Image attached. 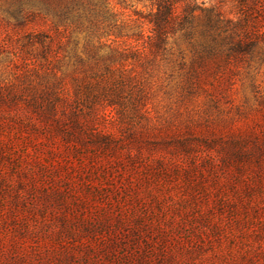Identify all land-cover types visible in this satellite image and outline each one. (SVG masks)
Wrapping results in <instances>:
<instances>
[{
	"label": "rangeland",
	"instance_id": "rangeland-1",
	"mask_svg": "<svg viewBox=\"0 0 264 264\" xmlns=\"http://www.w3.org/2000/svg\"><path fill=\"white\" fill-rule=\"evenodd\" d=\"M9 2L0 0V264H264L261 55L206 66L193 85L179 35L167 60L109 61L124 92L85 108L77 132L47 114L35 87L39 46L27 37L52 35V16L21 25ZM240 4L198 6L236 20ZM109 7L122 22L152 9Z\"/></svg>",
	"mask_w": 264,
	"mask_h": 264
},
{
	"label": "trees",
	"instance_id": "trees-1",
	"mask_svg": "<svg viewBox=\"0 0 264 264\" xmlns=\"http://www.w3.org/2000/svg\"><path fill=\"white\" fill-rule=\"evenodd\" d=\"M109 1L9 2L8 11L21 25L37 15L52 16V35L31 32L27 37L28 44L39 46L38 54L31 59L37 67L35 87L41 91V105L49 111L47 114L54 116L57 124L71 122L74 131L83 130L85 116L81 115L85 108L95 110L104 101L114 106L117 103L110 93L119 98L124 92L123 81L115 79L117 70L107 62L131 58L148 63L167 60L173 54L170 41L178 35L192 49L187 74L191 85L202 79L206 66L249 63L256 54L264 62V0H241L236 20L228 19L216 7L201 9L199 0H147L152 6L149 14L135 12L136 18L128 22L119 21ZM197 11L205 14L204 22L195 17ZM179 54L184 58L181 51ZM70 65L72 71L67 70ZM67 79L73 85L71 93L66 91ZM132 90L143 93L141 87ZM60 110L62 116L58 115ZM235 154L239 159L245 156L243 151Z\"/></svg>",
	"mask_w": 264,
	"mask_h": 264
}]
</instances>
